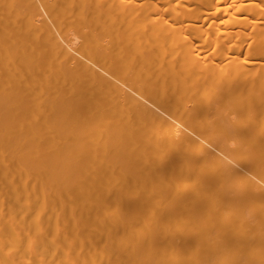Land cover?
I'll use <instances>...</instances> for the list:
<instances>
[{"label":"bare ground","instance_id":"6f19581e","mask_svg":"<svg viewBox=\"0 0 264 264\" xmlns=\"http://www.w3.org/2000/svg\"><path fill=\"white\" fill-rule=\"evenodd\" d=\"M0 264H264V0H0Z\"/></svg>","mask_w":264,"mask_h":264}]
</instances>
